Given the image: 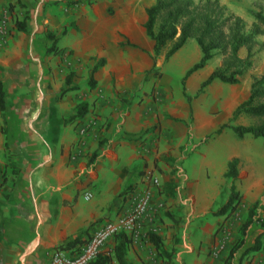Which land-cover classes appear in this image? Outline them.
Listing matches in <instances>:
<instances>
[{"label": "crops", "instance_id": "0c3cea01", "mask_svg": "<svg viewBox=\"0 0 264 264\" xmlns=\"http://www.w3.org/2000/svg\"><path fill=\"white\" fill-rule=\"evenodd\" d=\"M113 5L121 12L106 17L100 8L87 7L85 0H0V25H8L9 31L5 44H0V82L6 101L2 113L4 153L9 163L17 166L0 174V193L6 195L0 202V264H40L50 249L76 237L84 242L107 218L113 219L126 208L132 193L146 186L144 175L158 182L150 188L152 205L160 201L168 205L177 199L175 168L165 153L174 142L187 137L197 142L230 122L234 108L248 97L251 82L264 71L263 63L258 72L242 75L236 85L214 81L186 102L181 88L171 90L162 76L154 79L145 75L152 65V42L141 28L144 15L128 5L121 7V0H113ZM232 6L230 10L242 20L245 33L253 25L264 32V23L258 24L254 18L264 19V0L251 2L248 12L240 9L236 0ZM14 21H23L25 32L16 31ZM253 39L256 46L251 50L250 68L257 60L258 45L264 43V33ZM125 41L138 50L120 48L118 44ZM51 45L68 52L72 64L74 88L62 96L58 92V55L46 54ZM182 48L164 64L171 63ZM259 51L264 60V50ZM245 54L244 48L238 50V57ZM199 57L181 62L183 74ZM159 58L162 56L155 59L154 67ZM99 59L104 64L93 73L94 87L89 89L87 74ZM218 65L213 62L210 69L206 70V65L186 78L184 93L192 91L188 94L192 97ZM79 103L86 105L85 114L70 120ZM245 122L241 116L230 123L246 126ZM157 127L164 137L159 141L151 133H157ZM227 132L214 139L218 144L215 157L208 156L211 143L206 145L190 171L197 176L198 165H206L211 175L196 189V199L202 203L197 213L210 205L215 184L224 185L223 174L230 159H238L237 174L244 164L255 176L264 174V152L256 149L249 135L232 143ZM168 161L170 165L164 168ZM117 167L123 168V175L110 182L118 175ZM169 179L174 184L173 199L160 193L161 185ZM121 189L125 194L114 201ZM84 193L90 194L89 200H83ZM189 202L188 196L180 200L181 205ZM113 204L118 211L113 212ZM255 224L258 226L254 223L249 227L255 229ZM258 234L250 237L254 240ZM113 240L107 241L100 253L110 255ZM208 250L183 242L176 255L184 264H217ZM246 264H254V260Z\"/></svg>", "mask_w": 264, "mask_h": 264}, {"label": "rangeland", "instance_id": "374dc122", "mask_svg": "<svg viewBox=\"0 0 264 264\" xmlns=\"http://www.w3.org/2000/svg\"><path fill=\"white\" fill-rule=\"evenodd\" d=\"M191 1L194 4H197L203 0ZM216 1L226 10L227 13L232 14L230 9L233 7L232 3L235 0H226V2L225 0ZM253 1L254 0H236L239 8L242 10L245 9L247 12L250 10L248 6ZM152 3L153 0H121V7L128 5L134 9H137L139 13L143 15V7ZM85 4L87 7L95 6L96 8H100L106 17H112L115 11L121 12V8H119V10H117L118 8H115L113 5V0H110V2H108V0H85ZM6 23L7 22H5V24ZM1 27L2 34L0 38V44H5L9 33L8 25L6 26L2 24ZM243 30L245 32L244 28ZM61 45L63 44L61 43ZM259 50L256 54L257 60L255 61L254 67H251V70L249 69L245 71L243 75H246L248 71L256 73L263 67L264 60L260 58ZM199 54V49L195 42L192 39H188L183 48L176 54V58L171 63H167L165 65L164 63H166L167 60L159 58L156 67H154V69L147 75H150V77H153L154 79H159L162 76L167 87L171 88V90L179 91L181 88L179 82L184 71L181 70V62L184 61L183 64H185L189 62L190 59H194L196 55L199 56ZM213 62H217V64H219L220 57L218 55H214L211 61L207 64L206 70L212 67ZM56 67L59 68L57 71V77H59L58 83L60 84V89L58 92H60V90L65 87L64 79L68 74H70L68 87L73 88L74 86L72 83H74V74L71 71L72 64L70 60L68 59L67 61H64L58 56ZM223 91L224 93H227L225 89ZM188 94L191 95L192 91L187 93V95ZM209 97L210 94L207 95V98ZM228 123L231 124L230 122ZM245 123L247 126L250 122L247 120ZM160 129V127H157V130L155 128L157 133L151 132L158 141L164 139L162 134L159 132ZM214 131L209 132L208 135H205L204 138L202 137L197 142H190L188 137L186 141L174 142L173 145L170 146L169 152L165 153V155L168 156L167 158L171 159V162L173 161L172 165L175 168L173 170V176L177 186L176 197H178L177 199L171 201L168 205H165V203L162 201L158 202L159 207H157L158 210L156 209L157 212L153 215L154 220L151 223V226L143 229L141 235L134 242L128 240L129 242L126 247L125 259L129 264H184L178 260V256L176 255L183 242H186V245L190 244L191 247H198V249L208 248V255L212 260H215L217 264H246L250 260H254V264H264V243L258 252H248L245 254V256L241 257L239 255L243 249L249 248L253 245L254 240L252 239L253 237L250 236H254L260 231L258 230L259 227L255 224V229L253 227H249L245 230L243 237L240 235V227L246 219L247 211L253 204V201L250 200L259 199L258 201H261L260 206L262 208L255 209V215L264 219V199H262L264 174L261 176H255L247 164H244L243 167L239 168L237 181L235 182V188L241 196V201L231 213L223 216L210 215V212L215 211L220 204L219 194L225 185V181L223 186L215 184L216 194L214 198L211 199L209 203L210 205L203 207L200 213H197L196 211L197 207L201 206L202 204L196 199V189L200 187V182L202 180H209L211 175L206 165H198L197 176L195 174H193V176L190 175V171L194 164L196 165L200 161L202 151H204V148L207 147L206 145L211 143V147L208 149V156L215 157L218 144L216 141H214V139H216V136L213 135ZM5 133L6 128L3 123L2 114L0 113V174L5 172V168L10 167L14 171V169L17 167L15 164L9 163L8 158L4 153V150L6 149V144H4L3 141ZM226 134L229 136L232 143L237 142L230 131ZM206 136L208 137L207 140L205 139ZM227 136L225 137L227 138ZM247 138L254 141L258 151L264 152L263 139H254L250 138L249 136H247ZM159 150L161 151V149ZM159 150L158 152H160ZM164 165L163 167L166 168V166L168 167L170 165V162H165ZM117 171V177H111L110 182H117L120 176L123 175L122 167H117ZM2 177L3 176L0 175V184L2 182ZM125 192L126 190L121 189L114 196V201H117L123 194H125ZM217 192H219V194ZM248 194H251L252 197L248 198ZM187 196L190 198V202L185 205H181V198ZM5 197V194L0 193V202H3ZM208 208L209 210L207 211ZM112 210L113 212L118 211L117 205L113 204ZM108 219L109 218H107V220ZM92 226L93 225L91 224L90 227ZM152 232L161 240L162 253L156 252L153 246L147 240V234ZM183 236L185 237L184 240L182 238ZM241 238L243 239L244 244L241 249L235 250L236 245ZM251 239L252 241L249 243ZM113 246L114 240L113 244L109 247V250H111ZM49 251L43 256V258H41L40 264H44V261H47ZM111 262L116 264L113 258L111 259Z\"/></svg>", "mask_w": 264, "mask_h": 264}, {"label": "trees", "instance_id": "16d2710c", "mask_svg": "<svg viewBox=\"0 0 264 264\" xmlns=\"http://www.w3.org/2000/svg\"><path fill=\"white\" fill-rule=\"evenodd\" d=\"M144 21L141 28L145 37L152 42V65L150 71L154 69V61L162 56L163 60H168L174 53L182 48L188 39H192L199 49L200 57L196 63L189 67L183 74L180 86L181 95L186 102L203 92L212 82L217 81L226 85H236L239 78L251 66V50L256 46L253 37L257 34H263L256 25L252 26L249 33H245L242 20L231 14L218 4L216 0H203L194 4L191 0H153V3L144 6ZM258 24H263L264 19L258 15L254 16ZM13 27L18 32H25L24 22H13ZM46 38H50L45 33ZM120 48L128 46L138 50L128 42H120ZM245 49V56L238 57V50ZM259 49L264 50V43L258 45ZM60 50H56L52 45L46 48V54H55L60 57ZM69 54V53H68ZM218 55L220 63L214 67L207 77L199 84L195 94L190 97L184 93V81L190 75L198 70L203 69L208 62ZM104 64L103 59L95 62L94 66L87 74V87L93 89V73ZM70 74L64 79V88L60 90V96L73 88L69 86ZM6 106L2 84L0 82V113L2 114ZM86 105L79 103L74 109V115L70 120L79 119L85 114ZM245 117L249 120L247 126L231 125L225 123L219 126L213 135L218 136L224 130L232 133L235 140H241L245 135L251 138L264 140V71L258 77L253 79L249 87V94L246 100L238 104L232 111L230 122L238 117ZM207 140L208 137L206 136ZM167 161L166 158H161ZM238 159L232 158L226 163V171L223 174L225 185L219 194L220 204L215 211L210 212L211 216H223L231 213L241 201V196L235 188L237 181ZM172 170L170 171V175ZM160 193L169 199L175 196L174 184L171 179L163 183L160 187ZM262 199H264V185L262 189ZM261 201H256L247 211L246 219L240 227V235L243 237L245 230L252 224L257 223L260 233L254 239L251 247L243 249L241 256L248 252H258L264 243V219L255 215V209L262 208ZM147 240L153 246L156 252L162 253V245L159 237L153 233L147 234ZM128 240L125 236L119 234L114 236V246L111 249L112 255L99 253L89 264H110L113 258L116 264H129L125 259L126 247ZM80 237L63 243L57 248L69 250L76 245L81 244ZM244 242L241 238L235 250L241 249Z\"/></svg>", "mask_w": 264, "mask_h": 264}, {"label": "built area", "instance_id": "2783aa9c", "mask_svg": "<svg viewBox=\"0 0 264 264\" xmlns=\"http://www.w3.org/2000/svg\"><path fill=\"white\" fill-rule=\"evenodd\" d=\"M1 29L0 25V38ZM60 57L67 61L69 54L68 52H62ZM142 178L146 186L129 196V202L125 209L113 219L100 224L84 242L76 245V247L69 250L57 247L51 249L48 253L47 264H89L100 253L106 242L115 235L121 234L127 240L134 242L141 235L143 229L151 226L154 220L153 215L157 212V207H159V204H151L152 194L150 188L158 186L156 178L149 174L144 175ZM82 198L87 201L90 198V194L84 193Z\"/></svg>", "mask_w": 264, "mask_h": 264}]
</instances>
